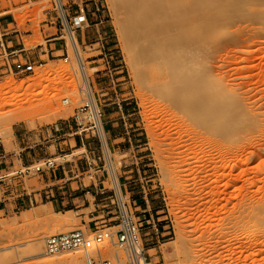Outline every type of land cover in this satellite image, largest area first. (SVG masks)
Instances as JSON below:
<instances>
[{"label":"rangeland","instance_id":"rangeland-1","mask_svg":"<svg viewBox=\"0 0 264 264\" xmlns=\"http://www.w3.org/2000/svg\"><path fill=\"white\" fill-rule=\"evenodd\" d=\"M61 1L73 32L72 19L89 0ZM225 1L234 4L238 0ZM99 4L105 7L103 16L110 36L105 47L119 51L111 69L116 84L110 81L104 62L99 61V49L103 48L98 45L102 40L99 32L97 39L85 45L77 35L84 28L74 35L90 69L89 80L106 140L114 143L117 150L111 149L112 164L122 193L136 222L143 227L141 235L149 262L264 264V0L245 1L246 15L229 25L222 20L216 27L207 21L193 22L188 27L181 25L182 33L202 50L203 63L213 75L239 89L243 124L231 123L228 95L206 101L205 110L191 111L172 103L169 90L160 94L146 87L144 80L156 73L138 71L134 66L123 38L125 15L114 9L112 0H99ZM259 8L263 17L253 23L251 11ZM162 20L158 14L153 22L158 27ZM253 26L257 30L251 29ZM221 27L226 28L228 35L219 36ZM0 28L7 31L9 44L18 35L17 41L28 51L50 45L60 49L57 58L44 62L35 72L9 75L0 85V141L6 151L19 152L17 135L25 134L27 146L36 147L42 145L43 131L70 124L74 127L72 132L79 133L76 137L83 141L78 146L72 141L73 148L63 153L65 159L53 147L55 161L82 162L81 178H85L86 192L95 194L98 183L105 192L96 200L93 195L77 200L78 209L71 212L41 204L11 219H4L0 213V250L12 247L14 251L8 262L2 261L4 253L0 252L1 264H41L40 258L19 259L17 255L31 249L33 241L39 238L46 251L45 238L58 233L81 229L87 236H97L116 231L104 230L113 226L109 220L116 216L112 217L111 212H120V201L94 116L90 109H83L87 103L82 91L83 77L57 0H0ZM253 31L255 36L248 38ZM240 33L243 35L237 39ZM183 97L188 101L193 98H179ZM64 99H69L70 104H65ZM67 108L71 111L65 112ZM248 108L255 114L249 113ZM23 113V120L16 119ZM110 128L117 137L108 134ZM164 130L186 145L180 149L169 147ZM95 160L98 161L93 163ZM40 165L45 167V162ZM15 167L17 172L26 171L17 158ZM26 184L38 187L35 178L27 179ZM91 219H102L105 222L100 226L106 227L93 234ZM54 220L67 222L62 227L51 224ZM115 250L111 246L104 259H111ZM67 256L79 257L87 264L83 252L65 253L57 258Z\"/></svg>","mask_w":264,"mask_h":264},{"label":"bare ground","instance_id":"bare-ground-1","mask_svg":"<svg viewBox=\"0 0 264 264\" xmlns=\"http://www.w3.org/2000/svg\"><path fill=\"white\" fill-rule=\"evenodd\" d=\"M112 1L114 9L116 11L120 10L125 15L126 24L122 30L123 38L134 66L138 71L152 70L151 72L156 73L154 77L144 80L146 87L154 93L160 94H163V90H169L168 93L172 103L182 107L185 106L191 111L205 110L204 104L206 101L217 96L228 95L230 97L228 107L232 112L231 123L243 124L244 121L240 117L244 111L239 110L243 105L242 101L239 100V89L232 87L228 82L220 81L216 75H213L211 69L207 68L205 62L203 63L204 56L202 50L196 48L198 44L191 40L186 33H182L184 31L181 25L188 27L193 22L207 21L211 26L216 27L219 24V20H222L224 25H229L246 15L244 14L243 8L247 0H238L234 4H228L225 0H196L193 4H188L187 0ZM57 3L66 22L69 32V42L78 61L79 72L83 77L84 85L82 91L87 96V103L94 116L98 132L103 139L112 181L117 191L121 209L126 213L129 209L126 205L116 170L112 164V152L106 140L100 116V108L89 80L90 69L86 66L82 49L76 36L70 32V25L67 22L62 1L57 0ZM171 5L174 7H171ZM260 10L261 8L251 11L253 17H251V20L254 19L253 23L258 22L263 17ZM158 14H161L164 20L156 27L153 19ZM224 29L226 28H218L219 36L228 35V32ZM251 29L257 30V27L253 26ZM242 35L243 33H240L237 39L242 37ZM252 36H255L254 31L252 34H248V38ZM91 71H94V69L91 68ZM184 95L189 97L193 96V98L189 101L184 97V99L179 98ZM63 102L70 104L69 99H64ZM250 109L248 108V112L255 114ZM70 111V108L65 110V112ZM24 116L26 115L23 113L21 116H16V119L19 121L23 120ZM205 127L209 128V125ZM162 133L169 140L167 143L169 147L180 149L186 145L185 142L174 139L169 130H164ZM94 220L96 219L89 221ZM66 222L54 220L51 224L63 227ZM91 234L87 236L90 240L89 252H96L101 247L108 245L105 240V234L97 236ZM33 242L30 247L31 249L17 255L19 259L40 258L42 259L41 264H84L79 257L67 256L63 259H58L57 256L59 255L54 256L47 253L44 250V245L40 238ZM0 252L4 253L2 258L3 262H8L14 257L12 247L1 249Z\"/></svg>","mask_w":264,"mask_h":264},{"label":"crops","instance_id":"crops-1","mask_svg":"<svg viewBox=\"0 0 264 264\" xmlns=\"http://www.w3.org/2000/svg\"><path fill=\"white\" fill-rule=\"evenodd\" d=\"M85 3L86 6L81 7V10L78 11V15L76 16H86L89 22L88 25L84 26V29L77 34L78 40L82 45L93 42L95 37V39H97V32L104 34L107 32V25L105 24L103 16L104 13L99 12V5L97 2L89 0L88 4L87 1ZM84 30L86 31L84 32ZM17 38L18 35L13 37L14 41H11L12 43L7 47L8 51L24 50L29 59L37 64L57 58L60 52V49H52L51 45L50 47L31 49L28 51L25 47H21L22 45L24 46V44L21 43L20 40L17 41ZM62 52H64V55L67 54L65 49H62ZM99 61L103 62L102 59ZM111 69L109 79H111L110 81L112 82V77L115 76ZM112 115L114 114L112 113ZM73 130L74 127L67 123H64L58 128H48L42 133L43 139L40 140L42 145L36 147L27 146L25 134L17 135V146L20 148L19 152H7L4 144L0 141V213L3 214L2 217H4V219H11L12 216H16L23 211H28L33 207H38L41 204L51 206L57 211L71 212L78 209L76 204L77 200L88 195H93L95 200L101 197L99 193L92 194L90 191L86 192L87 187L84 184L85 178H81L83 175L82 162L74 164L70 163L68 160L65 161V163H58L56 161L57 163L54 168L44 169L43 172L33 177L23 175L22 171H20V173L17 172L15 158L22 164L23 169L31 168L40 165L41 162L56 160V158H54L55 155L51 152L53 147H55L56 154L61 155L62 159H65L66 155L64 156L63 153L73 148L72 141L75 142L76 146L79 144L81 145L80 140L83 141L82 138L76 137L79 136V133L72 132ZM115 133L116 132L111 128L108 131L111 137H117ZM108 144L110 149L117 151L114 143L108 142ZM82 147L87 148L85 144H83ZM120 149L121 147L118 148V150ZM34 178L37 179L38 187H28L26 180ZM98 187H100L99 183L98 185L95 184L96 191L101 190V187L100 189H98ZM95 208L97 210L99 207L95 205ZM102 211L106 213L103 209ZM85 219H87V216ZM101 220L96 219L90 221V228L93 234L100 233V229L106 227L100 226L101 223L105 222ZM110 224L113 225L112 223ZM94 226L95 229H92Z\"/></svg>","mask_w":264,"mask_h":264},{"label":"built area","instance_id":"built-area-1","mask_svg":"<svg viewBox=\"0 0 264 264\" xmlns=\"http://www.w3.org/2000/svg\"><path fill=\"white\" fill-rule=\"evenodd\" d=\"M97 2L99 12H105V7L102 4H99V0H94ZM74 24L72 26L71 33L78 32L84 26L88 25V20L86 16H79L74 19ZM5 28V26H4ZM71 29V28H70ZM8 34L6 30H2L0 28V85L3 80L9 75H26L35 72L37 67L43 66V63H35L29 59L24 50H16L9 52L7 47L9 45ZM101 37V42L98 45H103L102 49H99L101 52L100 59L103 60L106 70L110 73V69L112 67V61L119 58L118 49H106V44L110 40V36L108 32L106 34L99 33ZM25 53V54H23ZM70 59L67 56L66 61L68 62ZM118 64V62H115ZM120 69H123V65H119ZM99 73V71H97ZM123 73V71H122ZM117 80L112 77V83L116 84ZM105 95H103L104 97ZM68 104V102H66ZM84 111H88L90 106L88 103L85 104L83 108ZM101 157L99 161H101ZM98 160L93 161L96 163ZM55 160H48L45 162V167L39 165L35 168V166L31 168L25 169L26 171H22L23 175L33 177L37 176L39 173L43 172L44 169H52L56 166ZM20 173V172H19ZM101 181V180H100ZM96 193L103 196L105 192L103 190H98ZM128 209L129 205L126 203ZM105 210H109L108 207H102ZM112 217L109 223H112L109 229L104 230H116L111 233H105V240L108 245L101 247L94 255L93 252H89L90 240L88 239L86 233L79 229L70 232L58 233L45 238V248L47 253L51 255H62L65 253H76L83 252L85 255L87 264H97V261H100V264H151L149 262V256L145 251L141 228L142 226L138 225L134 218V214L130 212V209L124 213L121 209L120 212L117 210L111 212ZM110 215H108L109 217ZM104 229V228H102ZM114 247L116 250L113 253V257L111 259H104V254L110 251V248ZM1 264V261H0Z\"/></svg>","mask_w":264,"mask_h":264}]
</instances>
